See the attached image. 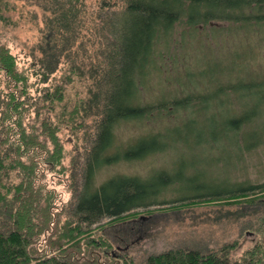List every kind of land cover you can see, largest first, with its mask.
<instances>
[{
  "label": "trees",
  "instance_id": "16d2710c",
  "mask_svg": "<svg viewBox=\"0 0 264 264\" xmlns=\"http://www.w3.org/2000/svg\"><path fill=\"white\" fill-rule=\"evenodd\" d=\"M48 1L51 8L54 6V12L46 22L43 41L34 50L41 56L32 54L31 69L19 70L17 56L0 45V84L3 83L0 88V264H103L102 255H95L94 250L110 248L105 239L86 238L91 240L87 243L91 251L85 258L76 255L80 250L79 241L72 245L78 247L75 251L63 249V246L84 233L91 235L92 231L108 224L132 219L139 209H158L164 202L154 199L174 183V179L163 173L156 177L154 185L138 176L125 175L100 185L91 184L100 166L120 157H109L116 140L117 122L140 121L154 111L142 104L139 96L148 76L159 70L160 63L155 60L165 55L161 48L169 44L178 23L192 29L228 23V28L235 26L239 36L250 40L252 49L256 48V43L264 42V0H123V14L112 23L110 38L105 36L110 52L106 53L105 61L91 65L89 75L94 85L90 96L80 99L71 112L65 103L66 92L72 83L71 74L79 68L72 62L71 74L59 78L55 75L62 59H71L76 45L80 0ZM259 34L261 41L257 42ZM227 68L237 67L235 62L226 68L215 64L213 68L202 69L200 78L193 71H186L187 77L181 84L183 88H193L194 92L176 100L173 107L185 109L189 116L166 133L144 136L128 151L126 158L140 159L164 151L172 142L180 144L182 149L203 148L208 153L216 152L221 141L234 142L239 152L263 144L264 77L256 73L245 75L241 70L240 77L218 81ZM246 99L249 100L247 104L243 102ZM59 107L63 119L58 114L57 124L53 123L52 115ZM165 107V102H160L159 113ZM26 113L28 123L25 122ZM64 117L68 122L83 126L90 118L95 122L94 129L87 135L89 147L83 162L75 163L73 159L69 164L79 167L72 175L76 188L71 207L66 209L67 219L58 233H54L57 234L55 239L50 238L52 244L45 243L39 248L40 238L48 237L50 224L55 214L60 215L59 209L64 204L55 189L41 183L46 171L63 174L70 170L65 165L67 152L60 137ZM258 124L260 128L257 129ZM191 136L196 141L194 146L181 144L188 143L185 140ZM11 172L16 173L14 181L9 179ZM17 179L20 180L16 182ZM156 184H161L162 188ZM253 189V186L247 189L237 186L235 190L216 192L205 188L202 195L170 204L173 207L186 206L188 202L193 205L229 204L234 200L238 204H257L264 198V186L255 190L262 192L260 196L250 192ZM41 197L47 198L43 206L40 205ZM260 222V229H257L260 241L236 259L232 253L238 247L237 241L206 254L195 250H170L151 255L144 264H264V215ZM103 255L108 256L107 253ZM120 263L131 264L127 259Z\"/></svg>",
  "mask_w": 264,
  "mask_h": 264
},
{
  "label": "rangeland",
  "instance_id": "374dc122",
  "mask_svg": "<svg viewBox=\"0 0 264 264\" xmlns=\"http://www.w3.org/2000/svg\"><path fill=\"white\" fill-rule=\"evenodd\" d=\"M79 4L81 9L78 15L76 45L72 49L71 59L69 61L62 59L63 63L55 75L59 78L63 74H71L72 62L79 68L78 72L71 74L72 83L66 92L65 103L70 112L80 99H88L90 96V89L94 85L89 75L91 65L105 61L106 53L111 49L106 38H110L109 31L113 30L111 25L121 18L124 6L123 0H80ZM53 8L54 6L50 7L48 0H0V45L17 56L19 70L31 69L33 53L41 56L39 51L34 50H37L43 41L46 22L53 15ZM228 26V23H212L210 26L195 29L183 23L175 26L169 44L161 48L164 49L162 53L165 55L155 60L160 63L159 70L148 76L139 96V101L154 111L151 110L150 115L140 121L117 122L114 134L116 140L109 157H120L107 165L103 164L95 171L92 185H100L111 178H121L122 175L138 176L154 185L157 182L156 177L165 173L174 179V183L153 198L164 203L155 210L139 209L137 216L134 215L132 219L108 224L103 229L92 231L91 235L84 233L81 238L66 243L63 249L75 251L78 247L72 245L79 241L80 250L76 255L85 258L91 251L87 244L91 240L86 238L91 237L96 241L105 239L111 247L94 250L95 255H102L103 264H121L123 259H127L131 264H144L151 255L170 250H195L206 254L237 241L238 247L232 253L236 259L260 241L257 229H260V219L264 215V198L257 204H238L234 200L229 204L220 202L193 205L188 202L186 206L173 207L170 203L202 195L206 192L205 188L220 192L225 189L235 190L237 186L245 189L253 186L254 189L250 192L260 196L262 192L255 190L264 186V142L239 152L234 142L217 141L219 149L210 153L203 148L182 149L180 144L172 142L164 151H156L140 159L126 158L128 151L135 148L144 136L166 133L167 129L181 125L189 116L185 109L173 107L176 100H181L194 92L193 88L185 86L186 89L181 84L187 77L186 71H193L200 78L201 70L206 67L213 68L216 64L226 68V65L235 62L237 68L233 70L227 68L224 73L220 71L222 75L218 81L240 77L238 74L241 70L245 75L256 73L260 75L259 77H264V42L258 38L260 34L256 36V40L263 44L256 43L257 47L252 49L250 40L240 37L235 26L232 29ZM242 62L247 64L244 65ZM0 88H3L2 82ZM162 101L166 107L159 113L158 107ZM248 101L246 99L243 102L247 104ZM195 104L194 102L193 106H196ZM58 114L63 119L60 107L52 115L53 123H59ZM27 116L26 123L29 120L26 113L25 118ZM64 119V123L60 125V137L67 152L65 165L70 167V170L63 174L46 171L45 179L41 180L46 188L56 190L64 204L59 209L60 215L55 214V220L53 219L50 224L48 237L43 236L40 238V245L37 243L39 248L45 243L52 244L50 238L55 239L57 234L54 233H58L61 224L67 219L66 209L68 206L71 207L76 188V181L72 179V175L75 168L79 167L75 164L72 167V163L71 166L69 164L73 159L75 163L83 162L82 159L89 147L87 135L94 129L95 122L90 118L87 119L86 126L68 122L66 117ZM256 127L260 128L259 124ZM186 133L183 131V134ZM185 142L188 143L181 144L194 146L196 141L191 136ZM243 145L245 143L241 144L242 148ZM118 150L121 151L114 152ZM9 179L14 181L16 173L11 172ZM156 186L162 188L161 184ZM239 199L243 197L236 200ZM40 200V205L43 206L47 198L43 197ZM105 253L108 256H104ZM40 254L43 255V252Z\"/></svg>",
  "mask_w": 264,
  "mask_h": 264
}]
</instances>
